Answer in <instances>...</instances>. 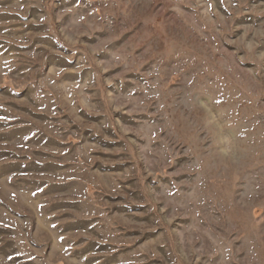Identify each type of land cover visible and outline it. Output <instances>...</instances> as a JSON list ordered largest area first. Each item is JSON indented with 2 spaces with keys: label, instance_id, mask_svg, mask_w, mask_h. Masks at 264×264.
Instances as JSON below:
<instances>
[{
  "label": "rangeland",
  "instance_id": "1",
  "mask_svg": "<svg viewBox=\"0 0 264 264\" xmlns=\"http://www.w3.org/2000/svg\"><path fill=\"white\" fill-rule=\"evenodd\" d=\"M0 264H264V0H0Z\"/></svg>",
  "mask_w": 264,
  "mask_h": 264
}]
</instances>
